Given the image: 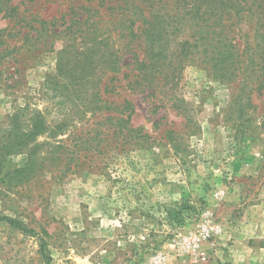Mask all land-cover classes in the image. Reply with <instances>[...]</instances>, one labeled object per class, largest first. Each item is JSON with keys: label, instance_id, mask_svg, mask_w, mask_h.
<instances>
[{"label": "rangeland", "instance_id": "rangeland-1", "mask_svg": "<svg viewBox=\"0 0 264 264\" xmlns=\"http://www.w3.org/2000/svg\"><path fill=\"white\" fill-rule=\"evenodd\" d=\"M12 4L46 19L70 9L65 0ZM9 23L0 15V30ZM236 28L231 43L204 34L206 52L170 94L132 92L115 75L123 87L108 96L118 106L98 111L90 86L112 73L91 67L80 88L58 76V58L77 60L76 51L59 43L28 52L31 63L0 58V143L17 153L0 159V264H264V25ZM7 43L27 50L17 37ZM229 44L238 57L218 64ZM34 109L48 132L35 152H17L9 118L20 111L19 135Z\"/></svg>", "mask_w": 264, "mask_h": 264}, {"label": "trees", "instance_id": "trees-1", "mask_svg": "<svg viewBox=\"0 0 264 264\" xmlns=\"http://www.w3.org/2000/svg\"><path fill=\"white\" fill-rule=\"evenodd\" d=\"M65 1L70 9L63 8L58 16L46 19L35 11H20L17 4H12V0H0V15L10 21L5 29L0 30V45L8 46L1 50L0 58L11 56L14 64L21 60L31 63L32 58L25 56L28 52H52L56 44L60 43L81 57L76 60L68 54L58 58L57 62L58 76L68 73L69 79L78 88L90 83L87 74L91 67L93 70L101 67L110 70V78L93 80L90 86L93 99L88 105L92 111H98L99 104L109 108L118 106L108 96L123 87L116 84L119 79L115 75H122L119 81L126 80L132 92L145 94L151 91L153 94L159 92L168 95L193 58L206 52L203 47L208 40L204 34L209 35L211 32L217 39L231 43L229 35L238 38L239 30L236 27L241 19L250 30L249 34L257 24L260 27L264 25V0H240V3L237 0H85L87 3H96V6L91 5L89 8L80 2L82 0ZM238 10L245 14L238 16ZM115 32L117 34L113 37ZM15 37L22 44L21 47L26 46L27 50L17 52L15 46L8 45V40ZM116 44L122 47L115 48ZM238 45L229 44L222 53L217 52L218 64L238 57ZM213 66L217 68V65ZM19 68L15 66L7 82L21 72ZM223 70L228 75V70ZM216 72L219 71L216 69ZM0 80V83L5 82L2 78ZM157 102L163 103V100ZM124 104L131 105L128 101H124ZM83 108L87 109L88 106L85 104ZM19 112H14L9 118L7 136L11 138L15 132L13 146L19 147L17 152L30 150L33 153L36 151V139L44 136L49 129L45 113L31 110L23 120L28 129L17 135L22 127ZM59 125L55 127L59 129ZM119 135L114 137L125 139L124 135ZM101 142L103 140L100 139ZM9 149L12 148L2 142L0 159L12 153V150L7 151ZM3 219L24 233L34 234L31 230L21 228L14 220ZM44 246L42 242L41 249Z\"/></svg>", "mask_w": 264, "mask_h": 264}]
</instances>
